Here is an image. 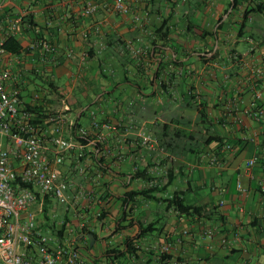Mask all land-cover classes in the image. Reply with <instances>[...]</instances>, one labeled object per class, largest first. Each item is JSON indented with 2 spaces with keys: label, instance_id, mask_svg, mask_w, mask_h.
I'll return each instance as SVG.
<instances>
[{
  "label": "crops",
  "instance_id": "crops-1",
  "mask_svg": "<svg viewBox=\"0 0 264 264\" xmlns=\"http://www.w3.org/2000/svg\"><path fill=\"white\" fill-rule=\"evenodd\" d=\"M126 1L129 14L98 0L87 17V0H0V39L21 18L22 50L0 69L23 106L61 115L66 137L89 132L64 154L67 203L35 205L39 232L85 264H264V0ZM39 36L57 46L49 62ZM92 111L113 129L93 131Z\"/></svg>",
  "mask_w": 264,
  "mask_h": 264
},
{
  "label": "built area",
  "instance_id": "built-area-1",
  "mask_svg": "<svg viewBox=\"0 0 264 264\" xmlns=\"http://www.w3.org/2000/svg\"><path fill=\"white\" fill-rule=\"evenodd\" d=\"M113 9L122 15L129 14L131 7L126 0H113ZM99 6L98 0H87L82 14L93 15ZM135 20L140 15H134ZM17 21L8 23L5 35L16 36L19 32ZM97 31L100 30L96 26ZM5 39H0V54L11 52L3 47ZM34 47L40 48L48 62L54 59L57 46L43 37H37ZM50 59V60H49ZM16 74L8 68L0 69V264H85L81 251L73 245L60 242L53 243V238L42 234L34 210L39 206L43 212L46 197L57 199L61 204L67 203V191L72 187L71 179L64 177L61 168L64 154L70 150L79 151L82 155L83 144L74 137L63 134V118L59 114H46L48 125L37 122L35 113L23 106L19 88L13 85ZM257 93V97H260ZM39 95L36 94L35 98ZM261 118L263 111L253 113ZM93 131L101 126L113 129L102 123L91 112ZM81 137H87L86 128L79 127ZM101 135V134H99ZM102 136H98L101 139ZM143 143L157 142L143 136ZM230 148L231 145L227 144ZM255 158L249 159V167L255 164ZM237 186L243 190L238 181ZM264 190V183H261ZM83 195L76 192L75 196ZM204 233L212 236L213 229L206 228ZM191 234V229H184L177 241ZM139 246L136 245V249ZM172 243L167 242L157 249L158 255L171 251Z\"/></svg>",
  "mask_w": 264,
  "mask_h": 264
},
{
  "label": "trees",
  "instance_id": "trees-1",
  "mask_svg": "<svg viewBox=\"0 0 264 264\" xmlns=\"http://www.w3.org/2000/svg\"><path fill=\"white\" fill-rule=\"evenodd\" d=\"M233 8H235V6L237 5V0H233ZM260 6V5H258ZM254 9H251V10H246V13L244 14V17H243V21H242V26L244 24V20L247 18V15L248 13H250L251 11H253ZM25 22L27 24V26L29 28H32V29H36V24L34 23V21L32 20V18H27L25 19ZM3 47L7 50H10L12 52H21L22 50V44L19 42V40H17V38L14 36V35H8L6 36L5 38V41H4V44H3ZM53 83L52 81H49V86H52ZM28 109H30L31 111H33V113H35V118L37 119V122H43V125H48L49 123L46 121V117L47 115L43 112V110L41 109H37V107H29L28 106ZM80 126V123L78 121V119L76 120L75 124H74V127H78ZM75 139L81 141V142H86L87 139L84 138V137H81V136H77L75 135L74 136ZM99 146V145H98ZM170 184V183H169ZM136 192V191H135ZM141 192V191H140ZM136 193H139V192H136ZM166 202H167V205L168 206H172V207H175L179 210H182V211H189L190 209V206L189 205H186L182 199H180L178 196H173L172 198H168L166 199ZM46 210V209H45ZM149 230H148V227L146 228H143L142 230V233H147ZM135 251L136 248L135 247H131L130 245L128 246V251Z\"/></svg>",
  "mask_w": 264,
  "mask_h": 264
}]
</instances>
